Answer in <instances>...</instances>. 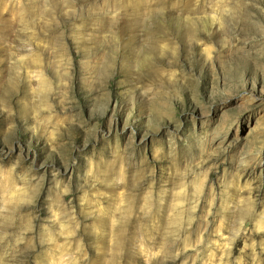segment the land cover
Returning <instances> with one entry per match:
<instances>
[{"label":"rangeland","instance_id":"obj_1","mask_svg":"<svg viewBox=\"0 0 264 264\" xmlns=\"http://www.w3.org/2000/svg\"><path fill=\"white\" fill-rule=\"evenodd\" d=\"M0 264H264V0H0Z\"/></svg>","mask_w":264,"mask_h":264}]
</instances>
